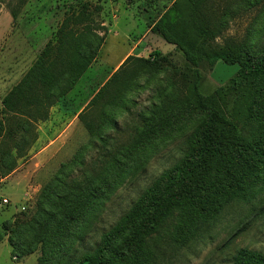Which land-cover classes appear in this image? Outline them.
Returning a JSON list of instances; mask_svg holds the SVG:
<instances>
[{"label":"rangeland","instance_id":"374dc122","mask_svg":"<svg viewBox=\"0 0 264 264\" xmlns=\"http://www.w3.org/2000/svg\"><path fill=\"white\" fill-rule=\"evenodd\" d=\"M171 2L0 0V230L9 225L0 242V264H65L69 256L95 248L153 180L182 156L187 138L205 117L183 106L177 87L192 81L197 70L200 90L209 95L239 70L222 60L214 66L202 60L191 69L175 46L149 34L129 56L148 58L160 50L166 61L159 58L154 69L136 67L80 117L113 67ZM208 6L221 25L216 45L228 40L254 50L263 45L264 0H211ZM83 12L90 19L74 23ZM65 22L75 29L89 26L103 38L92 68L49 108L46 119L33 107L31 112L6 107L7 95ZM143 132L146 137H140ZM60 194L73 204L82 202L85 211L65 237L53 227L43 231L36 225L48 218L45 211H59L51 201ZM159 246L155 264H233L241 248L264 253V182L247 200L228 204L185 245L165 241Z\"/></svg>","mask_w":264,"mask_h":264},{"label":"trees","instance_id":"16d2710c","mask_svg":"<svg viewBox=\"0 0 264 264\" xmlns=\"http://www.w3.org/2000/svg\"><path fill=\"white\" fill-rule=\"evenodd\" d=\"M210 1L172 0L148 27L175 45L191 69H197L202 60L211 66L222 60L239 65V70L209 95L200 90L197 70L192 81L177 87V98L183 106L205 114L187 138L182 156L153 180L101 235L95 248L69 256L65 264H155L160 244L169 241L175 246L185 245L228 204L247 200L264 182V43L255 50L233 40L216 45L222 30L211 16ZM229 14L226 9V17ZM89 19L83 12L73 21L82 24ZM102 46L103 38L91 27L75 29L65 22L4 104L11 110L30 112L33 107L46 119L49 108L66 97L97 60ZM164 57L160 50L148 58L129 56L80 117L110 86L133 75L136 67L154 69L159 58L166 61ZM146 136V132L140 134ZM53 199L51 203L59 211L51 215L45 211L48 218L44 222L38 219L36 225L43 231L53 227L54 233L65 237L80 221L84 206L82 202L71 203L67 194ZM4 226L0 242L9 225ZM233 264H264V253L241 248Z\"/></svg>","mask_w":264,"mask_h":264},{"label":"crops","instance_id":"0c3cea01","mask_svg":"<svg viewBox=\"0 0 264 264\" xmlns=\"http://www.w3.org/2000/svg\"><path fill=\"white\" fill-rule=\"evenodd\" d=\"M149 34L156 35L154 32H152L151 27H147V30L143 33V36H142L138 41H136V42L133 44V46H132V48H131V51H129V52L127 53L126 57L124 56V57L121 59L122 61L119 60V61L117 62V64L115 65V67H113V68H114L113 73H114L115 71H117V70L121 67V65H122V64L125 62V60L129 57L130 52L133 53V51L139 49L140 45H142V43L145 42V38H146ZM172 45H173V44H172ZM173 46H175V45H173ZM100 54H101V52H100ZM99 56H100V55H99ZM93 64H94V63H93ZM92 66H93V65H92ZM92 66H91L90 68H92ZM113 73H112V74H113ZM83 77H84V76H83Z\"/></svg>","mask_w":264,"mask_h":264}]
</instances>
